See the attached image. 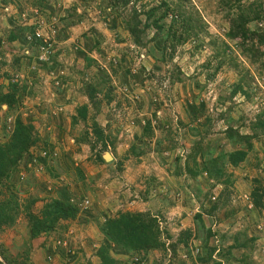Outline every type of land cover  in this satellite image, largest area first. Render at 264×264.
I'll return each mask as SVG.
<instances>
[{"label":"rangeland","instance_id":"rangeland-1","mask_svg":"<svg viewBox=\"0 0 264 264\" xmlns=\"http://www.w3.org/2000/svg\"><path fill=\"white\" fill-rule=\"evenodd\" d=\"M102 1L0 0V97L16 90L13 110L0 104V144L9 143L17 118L38 140L0 188V200L21 207L0 229V251L15 264H100L99 225L140 213L157 219L163 247L146 257L110 250L119 264H264V129H252L264 120V45L254 38L252 57L228 37L239 10H262L247 28L264 36V0H167L186 3L201 29L174 52L170 42L150 41L153 29L135 45L113 14L159 0L114 9ZM94 38L100 43L91 50ZM86 56L95 61L89 68ZM83 83L99 85L94 100ZM81 107L86 118L74 122ZM227 129L252 138L247 160L224 167L229 186L201 172L204 154L239 148ZM64 191L78 216L31 239L22 206L33 202L37 215Z\"/></svg>","mask_w":264,"mask_h":264},{"label":"trees","instance_id":"trees-1","mask_svg":"<svg viewBox=\"0 0 264 264\" xmlns=\"http://www.w3.org/2000/svg\"><path fill=\"white\" fill-rule=\"evenodd\" d=\"M134 0H103L102 6L104 8H126ZM187 3V0H185ZM225 1V5L229 6L232 0H222ZM239 4V0H235ZM185 3V4H186ZM185 4H170L167 0H159L158 4H153L151 6H145L142 10L137 11L133 7L131 11H124L127 13L125 17L119 16L118 13H113L121 19L122 26L127 31L131 41L137 45L142 46V38L147 31L153 29L155 34L150 40L151 42H159L162 40L164 42H170L168 45L169 51L174 52L177 45L184 44L186 39L190 38V34L194 30H201L200 26L192 23L191 16L186 12ZM249 13H254L253 18L250 14L239 10L238 14H233L230 20V30L228 32V37L233 40H238L240 42V50L242 54L245 51H249L250 55L254 57L257 51L254 45L253 39H256L258 48L264 45V36L261 34L250 33L247 25L251 21L260 20L262 15L261 12L256 13V10H250ZM110 14V17L113 16ZM117 18V19H118ZM168 25H167V20ZM24 31V30H22ZM21 31V32H22ZM179 33V35H177ZM183 33V34H182ZM21 34V33H19ZM10 35V40L14 41L18 38L17 35ZM184 35L186 37H184ZM86 38V36L84 37ZM248 40L250 44L248 47ZM94 46L91 50H96L99 45V40L94 38ZM166 46L162 49L166 51ZM167 49V50H168ZM85 63L87 62L86 68L91 67V61L88 56L84 57ZM99 75V73H98ZM102 76V73H100ZM84 86H89V97L90 101L94 100L96 97V92L98 91L96 84L88 85L83 83ZM13 87V86H12ZM16 90L12 88L11 92H8L4 96L0 97V104L5 105L7 110H13L14 103L16 99ZM1 109V106H0ZM87 109L86 107H81L78 110L77 116L73 117V121L85 120ZM260 123L253 128L264 129V120L259 121ZM92 134L96 140L105 142L104 133L101 127L96 123L91 124ZM33 129L30 126H26L21 123L20 119H16L14 123L13 132L9 143L0 144V188L3 186L6 180H9L10 176L17 172V166L20 164L22 159L27 156L29 150L36 145L38 142L34 138ZM226 139L235 147H239L234 151H228L219 156L218 158H213L209 154L203 155V172L208 179L214 181L215 183H220L225 186H229L230 176L225 173V166L231 168H237L239 165L247 160L249 153L252 151L250 136H242L237 130L227 129L225 131ZM46 156V153H43ZM43 157V158H44ZM39 158L37 162L39 164L45 163V159ZM102 162V160H101ZM186 172L190 173V169L185 165ZM69 192H61L57 197L51 198L48 202L44 203L41 211L34 215L32 214L31 207L33 202H29L22 206L23 211L26 213V218L28 221V234L31 239H35L42 234H48L57 228L60 221L74 220L79 213V210L74 204ZM13 198V196H11ZM255 198L254 206L258 209L262 206L256 193L253 194ZM11 199V198H10ZM9 199V200H10ZM5 199L0 200V229L3 226L11 227L16 220L17 211L21 210V207L17 205L16 202L11 199L10 201ZM216 206H214V209ZM99 232L103 237V245L98 249L97 258L100 264H119L117 260L111 257L110 250L114 249L117 254L127 255L136 253L137 255H146L150 251L159 250L163 247L160 241V231L158 228L157 219L145 214H132L124 213L119 214L116 218L106 219L99 225ZM186 238L187 235H186ZM186 240V239H185ZM185 240L181 243H184ZM186 245V243H185ZM237 248V246H235ZM0 264H15L12 262L4 252L0 251ZM177 264H185L184 262H179ZM213 264H220L219 262H213Z\"/></svg>","mask_w":264,"mask_h":264},{"label":"water","instance_id":"water-1","mask_svg":"<svg viewBox=\"0 0 264 264\" xmlns=\"http://www.w3.org/2000/svg\"><path fill=\"white\" fill-rule=\"evenodd\" d=\"M104 160H105V161H110V160H111V157L109 156V154H106V155L104 156Z\"/></svg>","mask_w":264,"mask_h":264},{"label":"built area","instance_id":"built-area-1","mask_svg":"<svg viewBox=\"0 0 264 264\" xmlns=\"http://www.w3.org/2000/svg\"><path fill=\"white\" fill-rule=\"evenodd\" d=\"M36 37H37V38H39V37H40V35H39V34H37V35H36Z\"/></svg>","mask_w":264,"mask_h":264},{"label":"clouds","instance_id":"clouds-1","mask_svg":"<svg viewBox=\"0 0 264 264\" xmlns=\"http://www.w3.org/2000/svg\"><path fill=\"white\" fill-rule=\"evenodd\" d=\"M104 159V158H103Z\"/></svg>","mask_w":264,"mask_h":264}]
</instances>
